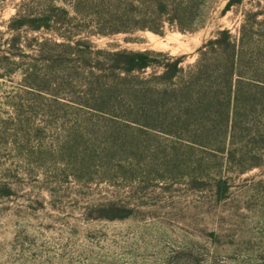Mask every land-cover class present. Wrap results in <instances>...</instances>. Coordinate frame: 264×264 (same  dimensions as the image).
I'll list each match as a JSON object with an SVG mask.
<instances>
[{"label":"rangeland","instance_id":"374dc122","mask_svg":"<svg viewBox=\"0 0 264 264\" xmlns=\"http://www.w3.org/2000/svg\"><path fill=\"white\" fill-rule=\"evenodd\" d=\"M0 264H264V0H0Z\"/></svg>","mask_w":264,"mask_h":264},{"label":"trees","instance_id":"16d2710c","mask_svg":"<svg viewBox=\"0 0 264 264\" xmlns=\"http://www.w3.org/2000/svg\"><path fill=\"white\" fill-rule=\"evenodd\" d=\"M177 5L176 9H181L180 4ZM179 28L182 31L190 30L189 27H184L183 25H180ZM154 30L158 32V29ZM198 52L200 56L192 67L197 69L199 73H202L204 68L209 69V66L213 67V69L215 68L218 76L223 80L222 88L225 90V95L231 97L235 83H239L243 77L239 73L238 67V43L234 35L230 32V29H218L215 32V36L204 43L198 49ZM154 54L156 52L152 50L133 51L128 49H123L116 53V55L124 58L122 66H124L123 68L126 71L144 70L153 65H162L166 68V72L164 73L171 80L177 77L179 78L184 73L185 68L180 66L182 57H168L167 59H173V61L170 62L168 60L161 63L151 57ZM208 55H212V57L210 58ZM210 59L212 63L206 64ZM190 78L193 77L190 76ZM191 85L192 83L183 85L184 94L187 96H190V92L192 91ZM204 87L207 89V85Z\"/></svg>","mask_w":264,"mask_h":264}]
</instances>
